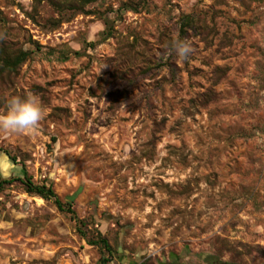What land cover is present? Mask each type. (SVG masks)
<instances>
[{
    "label": "rangeland",
    "instance_id": "374dc122",
    "mask_svg": "<svg viewBox=\"0 0 264 264\" xmlns=\"http://www.w3.org/2000/svg\"><path fill=\"white\" fill-rule=\"evenodd\" d=\"M61 5L0 0V42L28 53L0 74V112L43 108L0 131V264H264V0Z\"/></svg>",
    "mask_w": 264,
    "mask_h": 264
},
{
    "label": "trees",
    "instance_id": "16d2710c",
    "mask_svg": "<svg viewBox=\"0 0 264 264\" xmlns=\"http://www.w3.org/2000/svg\"><path fill=\"white\" fill-rule=\"evenodd\" d=\"M62 0H49V3L54 8H60ZM96 0H63V4L68 5L70 8H83L88 4L94 3ZM125 8H130L127 5H123ZM190 21L189 18H185V24ZM106 30L102 33L103 36H110V26L109 21L105 20ZM182 32V31H181ZM7 43L0 42V74L3 72H11L16 66L25 61L28 57V53L22 50L16 51L12 56L7 53ZM76 54V53H75ZM14 161V159H12ZM23 183L25 193L31 196H36L45 201H52L53 205L59 212H65L70 214L72 219L76 222L79 235L87 240V244L90 246H96L102 250H104L108 255L111 254L112 249L108 244L107 240L100 234L96 233V237H87L85 232H88L86 227L83 226V222L75 216L74 211L71 208L73 197H67L64 201H61L51 186L45 185H35L32 183L30 178L26 173H23V179H20ZM7 181L0 178V188L2 185L6 184ZM82 228H85L83 231ZM107 259H101V264H107ZM215 262L214 259H210L209 264H213ZM219 264H227V263H219Z\"/></svg>",
    "mask_w": 264,
    "mask_h": 264
},
{
    "label": "clouds",
    "instance_id": "9594fccd",
    "mask_svg": "<svg viewBox=\"0 0 264 264\" xmlns=\"http://www.w3.org/2000/svg\"><path fill=\"white\" fill-rule=\"evenodd\" d=\"M172 50L181 59H186L191 52L189 45L183 41L173 42ZM42 117L43 108L36 96H10L6 101L5 110L0 112V131L24 132L35 128Z\"/></svg>",
    "mask_w": 264,
    "mask_h": 264
}]
</instances>
